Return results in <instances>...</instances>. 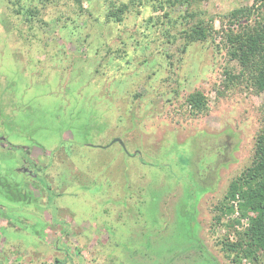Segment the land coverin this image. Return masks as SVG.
Returning <instances> with one entry per match:
<instances>
[{
    "label": "rangeland",
    "instance_id": "1",
    "mask_svg": "<svg viewBox=\"0 0 264 264\" xmlns=\"http://www.w3.org/2000/svg\"><path fill=\"white\" fill-rule=\"evenodd\" d=\"M81 1L0 0V136L16 146L0 145V264H233L222 245L249 220L237 198L218 208L252 161L264 93L221 35L182 54L178 38L198 20L220 33L252 0Z\"/></svg>",
    "mask_w": 264,
    "mask_h": 264
},
{
    "label": "trees",
    "instance_id": "2",
    "mask_svg": "<svg viewBox=\"0 0 264 264\" xmlns=\"http://www.w3.org/2000/svg\"><path fill=\"white\" fill-rule=\"evenodd\" d=\"M194 1L165 0L163 7L173 10L177 6H188ZM81 3V0H74V6L77 9H83ZM20 8L27 14L26 17H29L26 21L34 20L35 16L29 8ZM127 11L126 5L116 7L114 3H110L107 20L121 22ZM219 19L220 24L222 23L220 33L215 32L213 25L205 20H198L194 26L187 30L182 29L179 32L178 39L181 41V46L178 50L181 54L185 53L190 45L205 42L208 38L213 40L214 35H221L220 43H224V49H227L226 51L232 60L238 63L241 70L247 71V79L254 88L264 93V0H252L250 6L235 9L228 16L225 15ZM209 20L212 21V19ZM224 20H227V24L230 26L236 25L237 29L230 28V26L223 29ZM45 27L49 29L48 24H45ZM172 39L175 42V38L172 37ZM166 57L170 56L167 54ZM186 103L189 109L197 112L206 108L204 99L199 93L189 95ZM262 123L263 129L256 138L250 165L230 182L218 208L220 215L230 214L233 209L228 206V203L237 198V201H240L238 205L240 216L249 220V227L246 231L237 234L236 242L222 243V249L228 257H231L233 264H238L242 259H246L252 264H264V104ZM1 136L3 135L1 134ZM217 150L219 151L214 153L217 156L216 164L221 161L222 155L221 149ZM210 174L211 171L208 172V175ZM198 179L199 181L202 179L200 185L207 189L203 192L208 191L209 178L200 175ZM250 213L254 215L250 216ZM219 219L217 218V223Z\"/></svg>",
    "mask_w": 264,
    "mask_h": 264
},
{
    "label": "flooded vegetation",
    "instance_id": "3",
    "mask_svg": "<svg viewBox=\"0 0 264 264\" xmlns=\"http://www.w3.org/2000/svg\"><path fill=\"white\" fill-rule=\"evenodd\" d=\"M5 137H3V136H0V145L2 144H5L6 146H7V148H10V147H14L13 148V150H15V148H16V146H12V145H10L9 143H6L5 142ZM115 139H113V141H114ZM116 143H118V144H120L119 142H116ZM19 148V147H18ZM22 153H23V155H24V158L26 159L27 158V156H26V152L22 149ZM27 160V159H26ZM25 160V163L27 162L28 163V168L27 167H25V168H23V170H22V172H24V173H26V174H28V175H30V177H33V176H35L34 174H30V171H32V170H30V168H34L35 169V171L37 170V166L36 165H34V164H31L30 163V160L28 159V161H26ZM36 166V167H35ZM25 177V176H24Z\"/></svg>",
    "mask_w": 264,
    "mask_h": 264
},
{
    "label": "water",
    "instance_id": "4",
    "mask_svg": "<svg viewBox=\"0 0 264 264\" xmlns=\"http://www.w3.org/2000/svg\"><path fill=\"white\" fill-rule=\"evenodd\" d=\"M113 142H119L121 144L120 140L118 139H115Z\"/></svg>",
    "mask_w": 264,
    "mask_h": 264
}]
</instances>
